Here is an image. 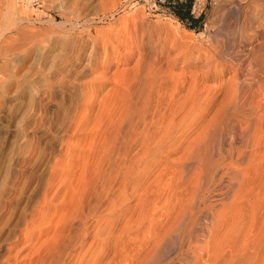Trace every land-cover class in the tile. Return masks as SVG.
Here are the masks:
<instances>
[{
	"label": "rangeland",
	"instance_id": "1",
	"mask_svg": "<svg viewBox=\"0 0 264 264\" xmlns=\"http://www.w3.org/2000/svg\"><path fill=\"white\" fill-rule=\"evenodd\" d=\"M16 1L19 6L18 21L15 26L13 24V28L9 25L3 27L4 34L1 39L11 47L12 54L7 61V64L10 62L7 66L9 69L5 68V64L0 70V216L15 205L23 185L22 181L25 182L30 176L35 177L37 171L34 163L39 153L37 151L45 152L46 156L49 154H51L50 156L52 154L56 156L55 158L59 164L55 168L58 172L67 171L64 174L73 172L72 174L76 175L74 180L78 183L74 186L75 181L72 175H70L71 177L65 176V179H63L64 174L59 172L63 175L59 176L61 179L58 178V180H62V183H60L63 189L59 192V196L50 202L53 206L51 205L50 211H48V214L52 215L54 209V212L58 214L53 222L48 220L46 224L42 225L45 233L41 234L39 240H35L38 245H35L31 250L26 247L28 244L26 239L22 238L20 241H13L10 244V250L2 251V254L10 257L18 253L19 258L15 264H37L41 254L46 253L45 249L54 240L56 230L61 228V216L64 210L74 207L70 205L76 202L74 199L78 197L76 198L74 195L76 193L79 195L80 187L81 191L85 189L84 185L87 180L90 187L94 183L97 187H101L102 180L105 178L107 183L108 181H116V186L108 193L109 198L113 199V204L108 206L110 207L109 210L97 206L96 214L88 219V223L94 221L92 223L94 225L85 233L84 246L82 249L71 248L65 250L67 253L70 252L73 255V252L77 251L74 254L79 252L78 262L82 260L83 262L80 261L82 264H90L93 260V264L96 262L99 264L102 259L100 264H103V261L108 262L107 264H209V254L215 256L220 245L219 233L222 206L217 196L216 199L214 198L215 201L213 198L210 200L214 205L212 211L214 226L211 229V234H207L209 227L207 220L200 219L194 223L195 230L190 235L184 233L183 229L186 228L184 227L186 225L178 227L179 219L183 216L181 213L184 211L185 215H189L191 210L198 208L196 204L191 209V205L194 201L197 203L203 193V189L201 191L203 179L197 166L195 167L192 164L189 167L187 166L188 168L185 167L186 169L182 168L181 164L187 160L181 158L180 155L171 158H165L164 156L156 159L145 158L140 166V169H142L140 172L142 190L139 193L140 196L137 197L136 193H133V183H128L130 176H123V172L132 166L130 165L132 164L131 161L124 159L125 163H123V155H120L111 165L108 163L107 172H93V175L96 174L99 178L94 179L95 177L91 174L94 164L98 161V150L87 146L75 147V142H77L80 133L73 130L62 135L61 140L63 142L60 146H51L41 135L43 134L41 129L43 124H41L40 117L42 116L43 122L48 121L49 118L51 120L57 112H59L58 115L61 114V109L68 103L70 94L57 85L55 81L60 76L59 68L61 66L68 67L75 64L74 53L79 47L78 42L85 38V33H82L81 28L89 25L91 27L90 36L92 37L96 36L95 34L99 35V31L105 29L120 28V32L125 33L124 43L118 47L119 43L113 40L119 37L115 33L117 30L111 31V33H108L110 39L113 40L111 49L117 46L120 55H129L130 58L126 63L119 64L116 61L110 62L108 57H103L102 50L97 54V58L92 64L94 76L101 73H105V76L90 79L93 77L91 75L84 79L80 89L83 92L82 96L85 101L84 99L76 100L78 112L86 113L85 107L88 105L87 100L90 102L89 96L93 95L91 100H94L90 103L93 102L96 106L98 100L104 96L103 94L106 95L108 89L113 87L114 80L117 79L113 75L117 73L116 76H118L121 71L129 70L134 66L137 58L135 54L141 44L143 48H140V50L145 55H153L152 52H154L155 47L160 46V44L165 45L163 52L157 56L159 62L166 63L168 66L165 67L172 75L198 73L201 85L205 86V92H203V95H205L207 88L211 87L210 89H212V86L219 82L214 78H216L217 72L222 70V66L226 64V59L218 57L215 51L223 50L224 53H230L237 49L238 39L236 33L240 27L241 19L243 15L256 13L255 0L245 2H241V0H206L204 12L198 19H195L198 21L195 29H190L187 26L189 23L185 24L176 17L173 8V5H175L173 4L174 0ZM191 1L186 0L180 3L185 8V5L187 3L190 5ZM6 2V0H0V16L6 11ZM157 29L161 33L157 34V31H159ZM134 32L137 34L135 45L127 39L128 36H133ZM249 34L250 32H244L246 36ZM185 36L186 38L191 36L194 39L193 43H189L186 51L182 45L188 41ZM231 58L234 59L235 57L231 55ZM209 64L210 66H208ZM144 66H141L142 69L140 68L141 71L138 72V77L139 75L141 77L136 78L133 82L131 101L134 106L136 105V108L138 106L137 110L143 109L142 106L144 105L142 103L146 101V97L145 100L143 99L144 92H142L143 96L139 91L140 87L145 84L147 87H143L146 90L150 87L154 90L158 80L154 77L155 74ZM34 71L36 73L31 78ZM3 77L5 80L1 79ZM144 77L147 80L143 84L141 82ZM136 81L139 85L135 84ZM152 82L154 83L151 85ZM146 90L142 91H145L146 94ZM115 91L119 93L121 89L118 88ZM112 92L110 95L115 96ZM177 98L181 102L185 95H179ZM151 100L153 101L152 98ZM133 119L132 125L127 126L131 129L124 128L128 130L125 132L127 134L122 135L121 132V140L124 138L133 141L141 140L140 135L142 134H137L140 132L135 129L137 127L139 129L142 123L138 121L135 115ZM35 123L36 125H34ZM105 126V124L102 125L97 133H103L106 129H104ZM132 132H135L136 136ZM104 133L110 134L109 131ZM126 135L129 136L126 138ZM121 151L120 153H122ZM73 152L81 153L77 158L78 164L75 167H71L69 164ZM120 164H122L121 168L118 167ZM125 168L127 170H123ZM79 175L82 177H79ZM115 190L116 193L113 194ZM66 191H69V193L66 194ZM136 200L139 201L138 207V201ZM77 201H79V198ZM103 201H105V205L107 200L104 199ZM37 209H40L41 212H47L44 203H38L35 210ZM178 214L181 215L180 218ZM33 220L35 219L33 218L30 222ZM29 228H27V231H30ZM22 231L24 232V229ZM174 237L175 243L174 239L172 240ZM215 250L216 252H214ZM106 254L109 260L106 259ZM5 259L6 257H3V264H7Z\"/></svg>",
	"mask_w": 264,
	"mask_h": 264
},
{
	"label": "bare ground",
	"instance_id": "2",
	"mask_svg": "<svg viewBox=\"0 0 264 264\" xmlns=\"http://www.w3.org/2000/svg\"><path fill=\"white\" fill-rule=\"evenodd\" d=\"M6 1V11L0 16V70L5 64V68L9 66L10 62L7 64V61L12 54V49L7 45L6 40V43L1 41L4 34L2 30L7 25L12 27L14 24L15 26L19 12L16 0ZM245 1L248 0H241V2ZM255 3L256 13L243 15L241 19L240 27L236 33L237 49L230 53H224L223 50L215 51L218 57L226 59V64L222 66L220 72H217L216 78L212 77L219 82L212 86V89H210L211 87L207 88L205 95H203L205 86L201 85L198 73L172 75L165 67L168 65L159 62L157 56L163 52L165 45L160 44V46L155 47L153 50L155 54L152 52L153 55H145L140 50L143 48L141 44L136 52L137 55L135 54L137 58L134 66L129 70L121 71L118 76H116L117 73L113 75L115 79L117 78L114 80L113 87L108 89L106 95L103 94L104 96L98 100L96 106L93 102L90 103L94 100H91L93 95L89 96L90 102L87 100L88 105L85 107L86 113L84 114L78 112L76 102V100L84 99L80 89L81 83L91 75L93 77L90 79L105 76V73L94 76L92 64L97 58V54L102 50L103 57H108L110 62L116 61L119 64L126 63L130 56L120 55L117 46L111 49L113 40L119 43L118 47L124 43L125 33L120 32V28L105 29L93 37L90 36V25L81 28L82 33H85V38L78 42L79 47L74 53L75 64L68 67L61 66L59 68L60 76L55 81L57 85L70 94L69 101L65 106L62 104L64 107L61 109V114L58 115L59 112H57L55 116L53 115V119L49 120V118L46 122H43L41 116L43 123L40 122L43 125L42 127L37 125L42 129L43 139L45 138L51 146H60L63 142L61 140L62 135L68 131L79 132L75 147L87 146L98 150V161L94 164L91 175L98 171L99 173L107 172L108 163L111 165L116 158L123 155V163H125L124 159L132 162L130 164L132 166L128 170L127 168L123 169L127 170L123 172V176H130L128 183H133V193H136L137 197L140 196L139 193L142 190L140 177L142 169L140 166L145 158L156 159L162 156L171 158L180 155L181 158L187 160L181 164L182 168H188L192 164L197 166L203 179L201 186L203 193L197 203L192 202L191 209L196 204L198 208L191 210L189 215H185L183 211L181 213L183 214L182 218L178 214L180 218L178 227L186 225L184 226L186 228L183 229L184 233L190 235L195 230L194 223L200 219L207 220L209 222L207 234H211V229L214 226L212 213L214 205L210 200L216 199L217 196L222 206L220 245L217 252L214 251L216 252L215 256L209 254V264H264V0H255ZM111 18L113 19V17ZM115 30H117L115 33L119 37L112 40L108 33ZM159 32L160 30L157 31V34ZM244 32H250V34L246 36ZM187 38L188 43L182 44L185 51L188 49L189 43L194 41L191 36ZM127 39L135 45L136 32L133 33V36H128ZM231 55L235 58H231ZM170 64L172 65V63ZM143 65L147 69L149 68V71H152L158 80L154 90L151 89L152 87H150L151 90L148 88L146 90L144 83L148 73L143 78L141 83L145 81L144 85L142 84L144 87L140 88L146 90V94L141 89L139 91L141 95H145H143V99L145 100L146 97V101L142 103L144 108L137 110L138 106L136 108V105L132 104L131 96L133 94V82L136 78L141 77L140 75L138 77V72L141 71L140 68L142 69L141 66ZM146 71L148 72V70ZM35 73V71L32 72L31 78L34 77ZM160 75L161 77H159ZM135 84H138V81ZM118 88L121 89L119 93L115 91ZM137 89L134 88L138 92ZM111 92L115 96L110 95ZM142 92L144 93L142 94ZM179 95H185L181 102L177 98ZM134 115L142 123L141 128L139 127L140 131L138 127L137 129L134 128L140 132L137 134H142L140 135L141 140L133 141L125 140V138L121 140V132L123 135L131 129L127 126H131L133 121L135 123ZM101 124L103 126L105 124L104 129H106L103 133H97L102 128ZM107 131H109V135L104 133ZM133 133L135 134V132ZM129 135H126V138ZM37 153L36 160L34 159L35 170L37 171L35 177L30 176L25 182L22 181L23 185L21 189L19 187L20 193L15 205L0 216V264L4 263L3 257H6L7 264H15L18 260V253L10 257L2 254V251L10 250V244L13 241H20L25 238L28 243L26 247L32 250L35 245H38L35 240H39L41 234L45 233L42 225L46 224L48 220L53 222L57 217L58 213L54 212V209L52 215H49L48 211L52 205L50 202L55 200L63 189L60 175L67 171H63V173L59 171L62 174L58 172L55 167L59 163L53 154L52 156L49 154L50 157H48L45 152L37 151ZM80 154V152H73L71 160L68 158L71 167L77 166V158ZM120 166L122 164L118 167ZM72 173L62 175L63 179L65 176L72 175L74 180L76 175ZM79 177L82 176L79 175ZM93 177H95L94 179L98 178L96 174ZM58 178L60 179L58 180ZM102 181L101 187H97L95 183L90 187L88 180L85 181V189L81 191L80 187L79 195L77 193L74 195L79 198V201H77L78 198L74 199L76 202L70 205L74 207L64 210L61 216V228L56 230L54 240L45 249L46 253L41 254L39 260L37 259V264H82V260H80L82 262H78L79 252L77 254H74L77 251L73 252L72 255L65 250L82 249L85 233L94 225H92L94 221L88 223V219L96 214L97 206L109 210L110 207L108 206L113 204V199L109 198L108 193L116 186V181H108L107 183L105 178ZM77 183L75 181L74 186ZM67 192L69 193L66 191V194ZM115 193L116 190L113 194ZM104 199L108 201L105 205ZM38 203H44L47 212H41L40 209L35 210ZM107 203L108 205H106ZM138 203L139 201L137 207ZM33 218L35 220L30 222ZM28 227H30V231H27ZM173 239L175 243V237ZM93 261L90 264H93ZM104 262L106 261H103V264L108 263Z\"/></svg>",
	"mask_w": 264,
	"mask_h": 264
},
{
	"label": "trees",
	"instance_id": "3",
	"mask_svg": "<svg viewBox=\"0 0 264 264\" xmlns=\"http://www.w3.org/2000/svg\"><path fill=\"white\" fill-rule=\"evenodd\" d=\"M173 4H175L173 5V8L175 10L174 12H175L176 17L185 24L189 23V25L187 24V26L190 29H195L198 21L193 19L191 15L189 14V5H188L189 3L185 5V8L182 5V3L179 2V0H174Z\"/></svg>",
	"mask_w": 264,
	"mask_h": 264
},
{
	"label": "built area",
	"instance_id": "4",
	"mask_svg": "<svg viewBox=\"0 0 264 264\" xmlns=\"http://www.w3.org/2000/svg\"><path fill=\"white\" fill-rule=\"evenodd\" d=\"M181 1H186V0H179ZM206 6V0H192L190 5H189V14L191 15L192 18L198 19L201 14L204 12Z\"/></svg>",
	"mask_w": 264,
	"mask_h": 264
}]
</instances>
